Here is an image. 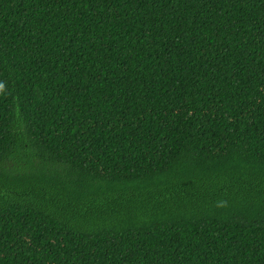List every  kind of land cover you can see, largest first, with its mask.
<instances>
[{"label":"trees","instance_id":"trees-1","mask_svg":"<svg viewBox=\"0 0 264 264\" xmlns=\"http://www.w3.org/2000/svg\"><path fill=\"white\" fill-rule=\"evenodd\" d=\"M0 264H264V0H0Z\"/></svg>","mask_w":264,"mask_h":264}]
</instances>
